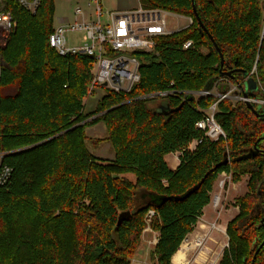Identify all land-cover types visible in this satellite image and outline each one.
Segmentation results:
<instances>
[{
	"label": "trees",
	"instance_id": "1",
	"mask_svg": "<svg viewBox=\"0 0 264 264\" xmlns=\"http://www.w3.org/2000/svg\"><path fill=\"white\" fill-rule=\"evenodd\" d=\"M140 1L192 17L193 23L161 37L158 53H138L140 82L130 92L107 90L96 110L86 113L83 100L94 60L64 56L51 46L55 0H40L35 12L18 0H4L17 26L2 50L0 76V151L7 152L4 161L13 168L9 182L0 186L2 263L15 264L24 246L32 253L27 264L31 259L33 264H129L126 257L136 249L144 218L154 210L159 262L171 264L210 204L218 176L231 173L236 183L250 172L248 192L237 201L239 213L227 225L229 246L220 264H252L253 244L264 236L257 228L262 215L255 212L264 180V154L255 144L264 142V117L245 103L222 100L216 119L226 136L210 140L196 124L216 98L185 91L213 87L221 77L243 84L245 70L250 75L255 62L264 84L263 4L193 0L201 25L192 0ZM190 39L195 47L183 50ZM214 42L224 55L223 68ZM231 70L232 78L221 74ZM166 91L173 93L149 96ZM154 102L158 107L151 106ZM100 121L115 149L112 161L97 158L86 146V128ZM196 139L202 142L191 150ZM175 152H181L180 164L173 169L166 155ZM226 155L230 162L214 169ZM212 169L187 198L163 201L184 195ZM126 211L131 216L118 226ZM21 225L37 235L18 232ZM70 230L78 233L75 245L69 244ZM9 241H18L12 253L4 247ZM67 246L74 247L73 259L65 257ZM258 253L254 264H264V252Z\"/></svg>",
	"mask_w": 264,
	"mask_h": 264
},
{
	"label": "built area",
	"instance_id": "2",
	"mask_svg": "<svg viewBox=\"0 0 264 264\" xmlns=\"http://www.w3.org/2000/svg\"><path fill=\"white\" fill-rule=\"evenodd\" d=\"M72 1H74L73 20L54 28L53 33L50 34V44L53 49L64 56L84 54L93 58L89 95L97 87L118 93L130 92L141 80L142 60L138 53H158V44L161 37L183 29H170L167 15L171 12L161 8H144L141 6L123 12L106 11L107 19L105 20L102 19L105 14L102 5L103 0ZM18 2L35 12L40 0H18ZM262 4L264 10V0H262ZM174 16L178 15L174 14ZM187 18L189 22L184 28L193 23L192 17ZM16 26L17 21L12 13L5 9L4 0H0V44L2 35L8 36ZM71 32H80L84 35L82 39L74 43L70 42L68 38V34ZM262 35H264V19ZM182 44L183 50L195 47L192 39ZM2 66L3 57L0 53V76ZM253 74L254 70H252L250 76ZM246 80L247 78L244 79V82ZM230 81L227 77H221L215 81L210 89L185 91V93L192 94L196 98L200 96H213L216 98L213 104L203 110V118L196 124V128L201 129L210 140H218L226 136L224 129L216 119L218 103L230 98L231 90H235V96L238 100H247L244 96L245 88H243V84L236 83L235 89H231ZM172 93L173 91H166L149 96H161L162 98ZM249 99L253 100L252 97ZM201 142L202 140L196 139L190 143L189 148L194 150ZM6 155V151H0V186L7 184L13 173V168L4 161ZM149 212L155 214L154 210Z\"/></svg>",
	"mask_w": 264,
	"mask_h": 264
},
{
	"label": "rangeland",
	"instance_id": "3",
	"mask_svg": "<svg viewBox=\"0 0 264 264\" xmlns=\"http://www.w3.org/2000/svg\"><path fill=\"white\" fill-rule=\"evenodd\" d=\"M262 2V0H261ZM145 4V3H144ZM140 0H103L102 5L105 11L102 19H107L106 11L112 12L116 11L119 7L125 8H138L141 6H146L144 8H156L153 5L146 4L144 5ZM74 1L72 0H55V14H54V28H57L63 24H66L72 20V12L74 9ZM168 27L172 30L184 28L189 20L187 16L179 15L174 16L172 13H168ZM263 30V26H262ZM84 33L75 32L69 33L68 38L70 42H76L77 40L82 39ZM8 36L2 35L0 53L2 56V50L6 47ZM264 38V35L261 34V41ZM203 52H207V49L203 46L201 47ZM252 70H254L253 77L258 80L260 84V91L257 92V96H251L253 104L259 105L262 104L264 107V84L261 83L260 78L258 77V67L257 62H255ZM252 72V71H251ZM231 82V89H235L237 82L233 80ZM107 93V89L102 87H97L94 89L92 94H88L83 100L84 110L86 113H92L96 110L101 99ZM230 100L232 106H237L240 103H245L246 101L238 100L235 96V90H231ZM160 100L158 101V103ZM247 105V104H246ZM151 106L158 107L157 103H151ZM248 106V105H247ZM261 114V113H260ZM101 115V114H100ZM86 146L89 151L95 155L97 158L112 161L115 158V149L111 141L107 139L108 132L104 122L100 121L95 125L88 126L86 128ZM251 173L246 172L241 176L240 181H234L231 173H221L217 180L215 181L213 191L211 192V202L208 206L205 207L203 215L200 217L198 223L195 226L193 232L188 234L184 242L182 243L183 251L186 255L184 258L183 264H220L222 262L224 251L229 244V234L227 231V225L231 220H233L239 213V208L237 201L248 191V185L250 182ZM165 184H167L165 182ZM137 196L142 194L141 190L136 191ZM216 200L218 202L216 203ZM141 203V201H138ZM153 214H146L144 218V225L139 232V241L136 245V249L128 257L129 264H160L159 255L156 252V245L158 242L159 232L155 231L152 228L153 223ZM17 220L23 221V218H18ZM19 221V222H20ZM25 221V220H24ZM18 232L25 230V232H31V235L37 232L36 229L32 231L26 226L23 228H17ZM16 230V231H17ZM77 232L68 231L67 236L69 237V244L76 243ZM18 241L15 242H6L4 247L6 251L12 253L16 247ZM188 244V245H187ZM186 245V246H185ZM15 246V247H13ZM185 246V247H184ZM68 247V246H67ZM21 248V247H20ZM74 249L71 246L67 248L68 255L65 257L72 256L71 250ZM32 253L30 250L22 247V250L17 251L15 256V264H27L28 260L31 258ZM3 256H0V264H4L2 259ZM13 262V260H12ZM30 264H33V259L29 261ZM67 262V261H66ZM14 264V262H13ZM173 264V261H171Z\"/></svg>",
	"mask_w": 264,
	"mask_h": 264
},
{
	"label": "water",
	"instance_id": "4",
	"mask_svg": "<svg viewBox=\"0 0 264 264\" xmlns=\"http://www.w3.org/2000/svg\"><path fill=\"white\" fill-rule=\"evenodd\" d=\"M193 1V0H192ZM193 5H194V11H195V14L197 19L199 20L200 24L202 25V22L197 14V11H196V7H195V1H193ZM210 38L212 39L211 35L209 34ZM213 40V39H212ZM215 46L217 47L219 53H220V57H221V67L223 68L224 66V63H225V58H224V55L222 54V52L220 51V48L217 46V44L214 42ZM222 75H227V76H231L232 78V70L231 71H226V72H221ZM244 76L247 78L246 82L243 83L245 85V91H244V96L247 98L246 100V104L248 105V107L258 116V117H263L264 114H260V107L259 108H255L253 103L251 102V100L249 99L251 96H254V94L256 93V91H259L260 90V85L258 83V81H256L252 76L248 75V72L245 70L244 72ZM211 88V85L209 84L208 87L206 89H210ZM161 109L163 110L164 109V106L161 107ZM230 162V158L228 155L225 156L224 160L222 162H220L219 164H217L215 166L214 169H217L218 167H220L221 165H224V164H228ZM210 170L208 171L205 176L202 178V180L196 184L193 188H191L190 190H188L184 195L182 196H170V197H164L163 198V201H166V199H172V198H175L177 200H182L184 198H187L189 195H191L192 193L196 192L200 187L201 185L203 184V182L205 181L206 177L214 170ZM131 216V212L130 211H126L124 213H122L120 215V218H119V221H118V226L121 225L122 221L124 219H126L127 217H130Z\"/></svg>",
	"mask_w": 264,
	"mask_h": 264
},
{
	"label": "flooded vegetation",
	"instance_id": "5",
	"mask_svg": "<svg viewBox=\"0 0 264 264\" xmlns=\"http://www.w3.org/2000/svg\"><path fill=\"white\" fill-rule=\"evenodd\" d=\"M257 92L258 91H256L255 94H257ZM253 105H254V107L256 109L260 107V109H259L260 113L264 114V107H263L262 104H259V105L253 104ZM256 145L257 144H255V148H256L255 151L257 153L264 154V142L262 141V143L260 144V147H258ZM263 192H264V180H263V182L261 183V185H260V187L258 189V195H259V198H260L259 200H261V201L257 202L256 205H255L256 214L257 215H262V217L260 218V225L257 227V228L260 229L261 233H262V231H264V193ZM238 208L240 210L239 206H238ZM260 239H261V242L259 244L257 243L258 239L255 240V242L253 244L254 245L253 248H254L255 252H253L254 254H253V257H252V264H254L256 258L258 257V255H259L258 252H261V250H262V252H264V249H263L264 248V236L260 237ZM255 245H256V247H255ZM228 246H229V244H228Z\"/></svg>",
	"mask_w": 264,
	"mask_h": 264
},
{
	"label": "crops",
	"instance_id": "6",
	"mask_svg": "<svg viewBox=\"0 0 264 264\" xmlns=\"http://www.w3.org/2000/svg\"><path fill=\"white\" fill-rule=\"evenodd\" d=\"M135 9V8H125V7H119L116 11L117 12H123L126 10ZM173 15L175 13H172ZM177 15V14H175ZM72 20H73V12H72ZM71 20V21H72ZM180 152L170 153L166 155V161L168 162L169 166L173 169H176L179 167L180 164Z\"/></svg>",
	"mask_w": 264,
	"mask_h": 264
},
{
	"label": "bare ground",
	"instance_id": "7",
	"mask_svg": "<svg viewBox=\"0 0 264 264\" xmlns=\"http://www.w3.org/2000/svg\"><path fill=\"white\" fill-rule=\"evenodd\" d=\"M217 202H218V200H216V203ZM184 255H186V254L183 251V247H180V249L178 250V252L172 258L173 264H183L184 263L183 261H184V258H185Z\"/></svg>",
	"mask_w": 264,
	"mask_h": 264
}]
</instances>
